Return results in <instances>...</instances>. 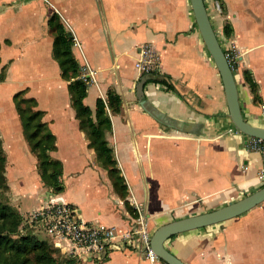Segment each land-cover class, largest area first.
<instances>
[{
    "label": "crops",
    "instance_id": "crops-1",
    "mask_svg": "<svg viewBox=\"0 0 264 264\" xmlns=\"http://www.w3.org/2000/svg\"><path fill=\"white\" fill-rule=\"evenodd\" d=\"M204 1L223 51L234 58L242 116L264 128V0ZM54 14L71 34L78 78L83 66L94 71L83 103L93 120L97 100L105 104L111 124L106 141L123 191L99 161L71 106L48 28ZM145 44L159 55L152 75L135 66ZM2 71L5 177L10 203L22 217L51 202L65 203L76 206L87 222L125 231L138 207L150 217L153 232L264 186L257 180L261 156L249 150L248 137L231 122L221 77L190 0H0ZM18 92L37 101L55 137L50 155L62 164L61 193H53L38 174L36 155L13 103ZM109 92L119 98L117 110L108 105ZM33 197L34 205L23 212L22 199ZM165 247L186 264H264V202L226 222L177 234ZM72 260L150 264L137 252L115 249L101 262Z\"/></svg>",
    "mask_w": 264,
    "mask_h": 264
},
{
    "label": "trees",
    "instance_id": "trees-1",
    "mask_svg": "<svg viewBox=\"0 0 264 264\" xmlns=\"http://www.w3.org/2000/svg\"><path fill=\"white\" fill-rule=\"evenodd\" d=\"M213 1L221 2V0ZM48 28L54 34V58L59 64L62 78L68 81L70 103L75 110L76 118L90 138V144L94 147L99 161L109 168L114 185L123 191V181L119 176L117 163L106 141V133L111 130V124L105 104L101 99L97 100L95 120H93L91 110L83 103L86 97V85L78 78V65L71 50V34L65 30L57 14L52 15L48 20ZM225 33L229 34L227 29ZM3 79L4 71L0 73V81ZM245 81L255 90V83L249 76H245ZM13 103L28 145L36 155L40 178L53 193H61L64 190L61 181L62 164L50 155L56 148L55 137L43 121V112L37 109V101L32 97H25L23 92L13 96ZM119 104L117 95L109 92L108 105L117 110ZM8 191L5 154L0 140V264H75L72 259L60 260L54 256L53 252L57 253V250L48 240H40L31 232L25 234L21 232L20 225L24 219L18 210L9 204Z\"/></svg>",
    "mask_w": 264,
    "mask_h": 264
},
{
    "label": "built area",
    "instance_id": "built-area-1",
    "mask_svg": "<svg viewBox=\"0 0 264 264\" xmlns=\"http://www.w3.org/2000/svg\"><path fill=\"white\" fill-rule=\"evenodd\" d=\"M225 56L232 69L234 58L229 54ZM158 64L159 55L152 45L139 47L135 66L140 73L152 75ZM80 70L79 79L84 84L94 80V71L89 66H83ZM247 145L249 150L258 152L261 156L262 165L257 172V180L264 183V140L248 137ZM137 211V216L131 219L129 228L125 231L87 222L82 219L76 206L65 203H48L32 213L26 223H29L27 227L35 235L44 233L57 253L67 259L101 262L115 249L137 252L150 264H155L160 259L150 245V217L138 207Z\"/></svg>",
    "mask_w": 264,
    "mask_h": 264
},
{
    "label": "water",
    "instance_id": "water-1",
    "mask_svg": "<svg viewBox=\"0 0 264 264\" xmlns=\"http://www.w3.org/2000/svg\"><path fill=\"white\" fill-rule=\"evenodd\" d=\"M190 3L202 40L221 77L231 122L246 137L264 140V128L250 125L242 116L236 80L211 24L205 1L190 0ZM262 202H264V186L243 198L217 209L162 224L152 232L151 248L155 255L165 264H186L165 247V242L169 238L183 232L226 222L246 213Z\"/></svg>",
    "mask_w": 264,
    "mask_h": 264
},
{
    "label": "rangeland",
    "instance_id": "rangeland-1",
    "mask_svg": "<svg viewBox=\"0 0 264 264\" xmlns=\"http://www.w3.org/2000/svg\"><path fill=\"white\" fill-rule=\"evenodd\" d=\"M7 199H8L9 204L11 205L8 194H7ZM22 201L24 203H26L24 205V208H23L22 211L23 212H26V211H28V210H30L32 208V205H34V203H35V197H33L32 199L23 198ZM26 205H28V206H26ZM23 218H24V220L21 223L20 227H21V232L23 234H25L26 232H31L30 229L27 227L29 223H25V222H27V220H29L30 216H27V218H25V217H23ZM36 236L40 240H46V236H45L44 233H37ZM57 254L58 253L53 252V255L56 256V257H58L60 260H66L67 259V258H64L63 256H61L59 254L57 255Z\"/></svg>",
    "mask_w": 264,
    "mask_h": 264
}]
</instances>
